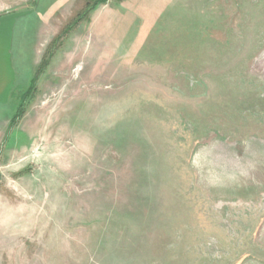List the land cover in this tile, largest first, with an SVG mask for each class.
I'll return each instance as SVG.
<instances>
[{"label": "rangeland", "instance_id": "374dc122", "mask_svg": "<svg viewBox=\"0 0 264 264\" xmlns=\"http://www.w3.org/2000/svg\"><path fill=\"white\" fill-rule=\"evenodd\" d=\"M0 264H264V0H0Z\"/></svg>", "mask_w": 264, "mask_h": 264}, {"label": "bare ground", "instance_id": "6f19581e", "mask_svg": "<svg viewBox=\"0 0 264 264\" xmlns=\"http://www.w3.org/2000/svg\"><path fill=\"white\" fill-rule=\"evenodd\" d=\"M233 179V178H232ZM229 182V181H228ZM254 192V191H253Z\"/></svg>", "mask_w": 264, "mask_h": 264}]
</instances>
